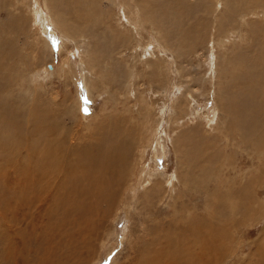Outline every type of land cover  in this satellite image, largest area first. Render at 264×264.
I'll use <instances>...</instances> for the list:
<instances>
[{"label": "rangeland", "instance_id": "obj_1", "mask_svg": "<svg viewBox=\"0 0 264 264\" xmlns=\"http://www.w3.org/2000/svg\"><path fill=\"white\" fill-rule=\"evenodd\" d=\"M131 1L101 0L102 16L90 30H82L72 7L59 5L60 0H0V23L18 26L16 31L0 28V40L13 44L8 48L12 59L3 61L7 74L2 72L0 83L10 85L0 89V100H6L0 110L15 112L14 122L0 126V264H133L131 248L139 253L143 244L147 246V230L161 239L168 225L175 236L169 254L175 263L264 264V130L257 132L254 144L238 143L239 131L228 127L225 117L220 119V106L225 105L221 89L245 73L228 60L263 44L264 0L243 7L245 17L239 11L221 15L225 0H186L189 7L203 8L202 41L191 44L189 51L159 42L152 20L155 11L146 8L148 20H136L139 0ZM251 8L258 17L250 16ZM56 13L67 35L54 21ZM217 13L223 26L215 31L212 20ZM247 21H256L253 35L242 32ZM171 45L177 44L171 40ZM2 51L3 58L7 49ZM230 89L237 92L238 104L242 93L235 86ZM10 116L0 121L9 123ZM29 118L43 126L48 123L41 132L45 130L49 148L39 138L40 131L31 133ZM115 122L134 129L142 140L129 147L128 167L134 177L125 169L121 192L109 207L91 194L75 196L73 164L78 152L71 147L88 146L98 131L105 132L106 125L115 128ZM186 132L191 139L184 143ZM175 140L183 147L178 153ZM54 152L65 165L62 174ZM175 178L186 179L187 187ZM172 184L177 199L169 202ZM185 189H191L190 198L180 193ZM158 194L163 197L157 200ZM87 225L96 229L90 250L83 243ZM112 230L115 234H107ZM182 254L190 261H181Z\"/></svg>", "mask_w": 264, "mask_h": 264}, {"label": "bare ground", "instance_id": "obj_2", "mask_svg": "<svg viewBox=\"0 0 264 264\" xmlns=\"http://www.w3.org/2000/svg\"><path fill=\"white\" fill-rule=\"evenodd\" d=\"M124 1L128 5H130L132 3L131 0H124ZM225 1H226V6H225V9H224L225 11L222 12L221 15H223L224 17L225 16L228 17L229 14L232 13L234 15L237 11H239V14L241 13L240 17H245L246 13L243 14L241 10L243 9V7L245 8L246 6H251L252 5L254 7V5L252 4V1H255V0H234V1L233 0H225ZM259 1L261 2V0H259ZM100 2H101V0H60V4L59 5H62V6H64V5L65 6L66 5L69 6L70 5V7H72V10H74L73 13L77 14V16H78L77 17V19H78L77 23H79V25H81V29L84 30L86 28V30H90L91 29V24H93L95 22H98V20L95 19V18L96 17H100L103 14V12L101 10L102 6H101ZM255 3H257V2L255 1ZM186 4H187L186 0H139L138 9H137V11H134L135 14L134 13L133 14H134V17H135L136 20L141 18L142 22L144 21V19L147 21L148 19H146V16H147L146 13H148V12H146V8L150 7L151 9H153L155 11L154 16H152V20H154V23L156 25V27H155L156 29L155 30L159 32V34L157 36L158 41L161 40L164 43L165 47H167L168 49H175L174 47H176V48L179 47V49L183 48V49H186L187 51H189L190 48H192L191 44L192 45L193 44H197L198 41H200V42L202 41V33L199 30V26H200L199 25V23H200L199 20L200 19L202 20L203 17H202V14H201L202 12L200 13V15H199V12L202 11L201 9H203V8H202V6L200 4H199L198 7H196V6L194 7V5L189 7V5L188 4L186 5ZM57 5L58 4H54V8L58 7ZM197 5H198V3H197ZM129 8H131V7H129ZM151 9H150V11H152ZM196 9H197V11H196ZM252 9L253 8H251V10ZM35 12L37 13L38 11L35 10ZM69 12H67L66 10H64V11L62 10V14L63 15H67V14L69 15ZM141 12H142L143 18L140 15ZM251 12L252 13H250V16H254V17L257 16L258 17V14H256V11L252 10ZM75 14H73V15H75ZM52 17H54V21L57 24V26L62 28L61 30L67 35V30L65 28H63L61 26V24H60V20H59L60 19V13H56V15H54V16L52 15ZM215 17L216 18H214L212 20V21H214V23H212V22L211 23H212V27L214 25V29L216 31V29H219V28L221 29V27L223 26V23H222L223 19H222V16H220L219 14H218V16H215ZM38 20L40 21L41 17H38ZM43 20H44V18H42V21ZM255 22L256 21H254V23ZM254 23L247 21V23H245V27L242 29V32L249 33V34L253 35L255 33V31H256V27H255ZM131 24L135 26V20L134 19H132V23ZM5 25H6L5 29H9V31L10 30H13V31L18 30V26L16 24L12 25V24H8L6 22L0 23V28L5 26ZM76 37L74 38L75 42H76ZM240 37H242V36L240 35ZM65 38H67V36ZM220 39H222V38L220 37ZM171 40L174 41L177 45H175V46L171 45ZM261 40L263 41V44H259L260 47L254 46L253 52L251 54H247L246 55L245 53H243V54H241L239 56L233 57V59L235 61H233V59H229L228 60V63L231 60H232L231 63H233V62L234 63H238V65H240L245 70V73H244V76L242 78L240 77V79H236L234 77L235 81H232L233 84H231V82H229V84L226 85L227 88H224L223 90L221 89V91H223V94L225 96V101H223L224 100V98H223V100L221 102L222 103L225 102V105L220 106V119H222V117H225L228 120V122H227L228 127L231 126L232 129L234 127L235 131H239L238 143L243 140L244 144L250 143L252 145L257 140V135L260 136V134H257V132H259L260 130H262V131L264 130V40L262 38H261ZM223 41L224 40H220V42H223ZM12 47H13L12 43H9L8 41H5L4 39L0 40V49H1V51L4 50V49H7V54L3 58L0 56V79H2L1 75H3L5 73L4 69L6 67V64H4L3 61H5L6 57H9V58L12 57L11 55L13 54V52L12 51H10V52L8 51V48L12 49ZM2 54H4V53H2ZM236 57H238V58H236ZM10 60H7V61H10ZM147 63H148V61H147ZM149 64H151V63L149 62ZM49 67H48V70L50 71L51 67L50 68ZM87 67H90V66H87ZM156 67H158V64H157ZM142 70H144V69H142ZM128 71H129V69H128ZM231 71H232V69H231ZM2 72H3V74H2ZM82 72L84 74V70ZM5 74H7V73H5ZM3 81H5V80H3ZM151 82L156 83V80H151ZM236 82H237V84H236ZM2 83H0V89H2L4 87H8V83L10 85V82H8V83L5 82L4 84H2ZM156 84H154V85H156ZM241 84H244L245 86L241 87ZM232 86H235L237 91L238 92L240 91V93H242V95H243L242 96V100L240 102H238V104H237V100H236L237 96L235 95V93H237V92H235V91L233 92V89H230ZM227 99L229 101H231V102H228ZM245 100H247V101H245ZM5 101H4V99H2V100H0V103L1 102H5ZM248 101H251V102H248ZM3 106H5V105H3ZM8 113L11 114V116H10L11 121L9 120L10 122L9 123H5V124L2 121H0V126L9 125L10 123L14 122V120H13V117L15 116V112L14 111L13 112H9L8 109L2 110V111L0 110V117H5ZM33 115L34 114L32 113V116ZM32 116H31V118H32ZM34 117L35 116H33V118ZM29 120L31 121L32 119L29 118ZM26 122H28V121H26ZM40 123L38 124L37 121H35V120H32L30 122V125L32 126L31 133H33L35 131H40L39 132L40 133L39 138H41L43 140L44 144H45L48 141L46 139V136L44 135L45 130H44L43 133L41 131L43 129H45V127H47L48 123L44 122V126L40 125ZM14 125H15V123H14ZM109 125H111V122H110ZM105 127L107 128L105 132L104 131H98V133L95 136V139H96L95 142L91 141V142L87 143L88 146H86V147H80L77 144L76 145L74 144L73 145L74 147L72 146L71 148L72 149H76L77 152H78L77 156L75 155V157H74V164H73V168H74V170L76 172V179H75V183H74L75 196L77 195L76 196L77 198H78V196H80V197L82 196V198H83V196L85 197L84 194H91L93 197H95V198L97 197V199L100 202L105 201V205H107V206L109 205V207H110V206H112L113 200L117 197V195H118L117 193L121 192V191H119L118 188L120 187V183L123 181V174H124L125 169L129 171V175H131V177L132 176L134 177L133 169H131V170L129 169L130 165L128 167V162H129L128 158H129V155L131 154L129 147L133 145V142L135 143V142L139 141V144H140V141L142 139H140L141 136H140V138L137 137V134L134 131V129L126 128L125 126H124V129H123V125L121 123L119 124V122H117L115 124V128L114 127L111 128L112 126L109 128L108 125H106ZM103 129L105 130V128H103ZM28 134L29 133H25V135H28ZM190 135H191L190 133L186 132L184 135H182V140L181 141H184V143H185V141L187 139H191V138H189ZM234 139H235V137H234ZM178 142H179L178 140H175L174 144H173V147L175 148L176 153H178V151H180L183 148L182 146L178 145ZM59 143L61 144V142L57 141V144H59ZM260 144H261V142H260ZM46 145L49 148V144L46 143ZM60 147H61V145H60ZM56 151L58 153V152H61L62 150L60 149V150H56ZM30 156H35L36 157V154L35 153H31ZM44 156L45 155H41V156L37 155V158L42 159V158H44ZM52 156L54 158H56L57 162L61 163L62 166L60 168V173L62 174L64 169H65V167H64L65 165L63 166V164L61 162L62 158H57L56 155H55V152L52 154ZM178 157H179V154H178ZM129 160H130V158H129ZM179 161H181L180 158H179ZM29 163L32 164V161H30ZM180 164H181V162H180ZM180 167L183 168V166H180ZM182 168H180L181 169V171L179 170L180 172H182ZM31 169H32V166H31ZM187 170H188V168H187ZM201 171L203 172V170H201ZM184 173L185 172H183L182 174H184ZM151 174H153V173H151ZM129 175H128V177H129ZM140 176H142V178H138V180H140L139 184H140V186H143L146 182L144 181L143 175H140ZM183 176H181V178H183ZM128 177H127V179H128ZM176 180H177L178 183H182V186H183V182H186V179L183 181V179L180 180V179L175 178L174 181H176ZM62 182H64V183H62ZM61 183L63 184V186H65V181L63 179V175H62ZM184 185H185V187H187V182L184 183ZM151 188H154V187H151ZM181 188H183V187H181ZM124 189L125 190H123V192L126 191L125 187H124ZM96 190L99 193H95ZM175 190H176V186L174 184H172L171 188L169 189L168 195L166 193H163L162 195L163 196L167 195L168 198L170 199L169 202H172V201H174ZM190 190H189V192H190ZM106 191H107V193H106ZM185 192H186V189H185V191L182 190L180 193L183 196H185V197H189V192L188 193H185ZM137 193H136V196H137ZM190 193H192V192H190ZM121 194H124V193H121ZM150 196H151V193H150ZM163 196L158 194L156 199L158 200L159 197H163ZM73 197H74V195H73ZM147 198H149V197H147ZM175 198L177 199V196H175ZM54 199H55V197H54ZM54 199H53V201H54ZM90 199H92V198H90ZM156 199H154V200H156ZM53 201H51V202H53ZM44 202H45V200H44ZM159 202H161V201H159ZM40 204H42V203L39 201V205ZM46 204L49 205L48 202ZM69 204H70V202H69ZM172 204H174V203H172ZM178 206H180V204ZM181 206H182V204H181ZM180 213H181V211H180ZM190 213H192V212H190ZM79 214H81V212H79ZM63 216H65V215H63ZM188 216H190V215H188ZM50 219H51V217H50ZM51 220H53V219H51ZM189 221H190V219H189ZM191 221L195 222V224L197 222V221H195V219L193 217H191ZM56 224H54V225H56ZM191 224H193V223H191ZM195 224L193 226H195ZM198 224H199V221H198ZM42 226H44V225H42ZM184 226H185V224H184ZM186 226L189 227L190 224L188 226V223H187ZM167 227L168 228L166 229V232L163 233V236L161 237V239H159V236H154L153 235L154 237H152L153 233L150 231V229L147 230L148 231L147 233H149L147 235H149V237H150V238L148 236H147L148 238L145 237V238L149 239L147 246L143 244L142 249H141V251L139 253L136 252V247H132L131 248L132 249V255H133L132 256V260L135 261L133 264H138V263H141V264H178V262L175 263V261L177 259L174 261L169 256L170 249H171V241L174 240L173 238L175 236H173V231L171 230L172 227L169 226V225ZM44 228H45V226H44ZM141 228H142L141 230L143 232L145 230V228L143 226ZM155 228H157V227H155ZM48 229L50 230V228H48ZM113 230L110 233H107V234H111V235L115 234V231L113 233ZM151 230H152V228H151ZM193 230H194V228H193ZM198 230H200V228ZM44 231H46V230H44ZM95 231H96V229H92L91 230L88 227V225H87V228H86V230L83 233V239H84L83 243L86 244L85 248H84L85 250H86V248H87V250L92 249L91 242H92V237H93ZM158 231H159V229H158ZM50 232H52V231H50ZM184 232L185 231L182 229L181 233H184ZM60 233H62V231ZM56 234H58V233H56ZM56 234L54 232V235H56ZM190 234H191V231H190ZM194 237H193V239H194ZM217 237H218V235H217ZM179 238H181V237H179ZM184 238H185V236H184ZM93 242H95V241H93ZM182 242H185V241H182ZM169 243H170V245H169ZM173 243H174V241H173ZM184 244H186V243H184ZM184 244L182 246H185ZM176 245H178V242H177ZM201 245H200V250H202V246ZM173 247L176 248L174 246V244H173ZM187 249H189V248H187ZM171 252H174V250H172ZM177 255H178V253H177ZM182 255L185 256V257H182L181 261H182V259L185 260V259L188 258L186 255H184V254H182ZM174 256H175V254H174ZM189 258H191V257H189ZM189 258H188V260H189ZM192 258H194V257H192ZM132 262H127V264H132ZM204 263H206V262H204ZM52 264H54V263H52Z\"/></svg>", "mask_w": 264, "mask_h": 264}, {"label": "water", "instance_id": "obj_3", "mask_svg": "<svg viewBox=\"0 0 264 264\" xmlns=\"http://www.w3.org/2000/svg\"><path fill=\"white\" fill-rule=\"evenodd\" d=\"M50 68V67H49Z\"/></svg>", "mask_w": 264, "mask_h": 264}]
</instances>
